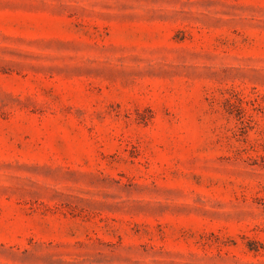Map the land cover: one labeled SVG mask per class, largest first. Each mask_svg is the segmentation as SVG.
Returning <instances> with one entry per match:
<instances>
[{"label": "rangeland", "instance_id": "1", "mask_svg": "<svg viewBox=\"0 0 264 264\" xmlns=\"http://www.w3.org/2000/svg\"><path fill=\"white\" fill-rule=\"evenodd\" d=\"M0 264H264V0H0Z\"/></svg>", "mask_w": 264, "mask_h": 264}]
</instances>
